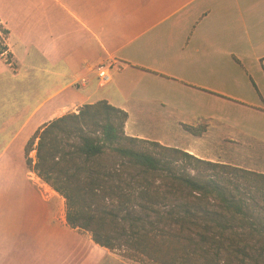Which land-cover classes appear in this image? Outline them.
Listing matches in <instances>:
<instances>
[{
  "label": "crops",
  "instance_id": "0c3cea01",
  "mask_svg": "<svg viewBox=\"0 0 264 264\" xmlns=\"http://www.w3.org/2000/svg\"><path fill=\"white\" fill-rule=\"evenodd\" d=\"M23 4L0 0V24L9 32L5 53L11 55L7 63L0 54V264H101L109 250L69 228L66 211L50 206L60 195L35 174L27 177L28 140L53 119L99 101L128 114L127 136L164 146L130 133L129 121L133 114L154 118L153 103L166 106L173 93L250 104L256 111V104L264 105V0L29 1L26 7L37 8L35 25L44 20V38L33 42L44 56L40 72L18 64L15 54L8 13ZM26 20L19 23L31 17ZM99 66L110 77L105 84ZM34 81L33 105L27 84ZM210 120H197L210 124L201 136L183 128L200 123L178 128L206 139L214 129ZM177 149L237 166L190 146Z\"/></svg>",
  "mask_w": 264,
  "mask_h": 264
},
{
  "label": "trees",
  "instance_id": "16d2710c",
  "mask_svg": "<svg viewBox=\"0 0 264 264\" xmlns=\"http://www.w3.org/2000/svg\"><path fill=\"white\" fill-rule=\"evenodd\" d=\"M127 120L99 101L28 140L27 169L64 198L68 227L147 264H264V173L129 137ZM106 155L121 159L118 168Z\"/></svg>",
  "mask_w": 264,
  "mask_h": 264
},
{
  "label": "rangeland",
  "instance_id": "374dc122",
  "mask_svg": "<svg viewBox=\"0 0 264 264\" xmlns=\"http://www.w3.org/2000/svg\"><path fill=\"white\" fill-rule=\"evenodd\" d=\"M34 1L39 4L44 0H23L24 4L21 8H16L15 13H8V17L12 20L10 27L14 30L16 44L15 54L18 64L31 71L44 69V56L38 54L34 45L36 40L44 38V20L39 17V25H35L37 8L26 7L25 3ZM26 7V8H25ZM31 9V10H30ZM44 11L43 7H40ZM20 10V11H18ZM22 11V12H21ZM40 14L42 12L38 9ZM31 17V20H30ZM28 19V24H20L19 21ZM26 20V21H28ZM2 25V24H0ZM7 35L0 27V47L5 45ZM39 44V43H37ZM40 45V44H39ZM7 60L8 56L4 55ZM73 62L66 63L70 66ZM31 86L30 91L33 93L30 104L36 103L37 82L27 84ZM38 97L40 95L38 94ZM42 99V96H41ZM172 101L162 106L159 102L153 103L151 107L154 111V118L150 114H133L129 121L130 133L142 134L151 140L164 142L167 146H177L183 148L190 146L196 151L208 153L209 156L222 158L233 165H237L243 169L254 172L264 173V142H259V137L264 139V112L263 103L255 105V110H252L253 105L232 104L231 102L214 101L211 98L201 97L192 94L173 93ZM231 101V100H230ZM239 105V106H238ZM212 119L211 124L213 130L211 135L206 139H192L187 136V133L182 132L178 128V123H186L189 125L198 124V127L203 133L207 132L210 124L206 121L199 122L198 119ZM184 128V126H183ZM33 154V153H32ZM31 154V157H32ZM34 155V154H33ZM120 158L112 155H106L103 158L106 166L118 168ZM216 160V159H215ZM35 173L30 171L27 177L34 178ZM32 180V179H31ZM45 191H50V188L45 187ZM56 201L50 206L54 208L61 207L66 211L65 200L62 196H54ZM61 201L63 204H61ZM83 235L89 233L78 230ZM110 252V251H109ZM101 264H147L142 260H132L124 257L120 251L110 252L107 258L102 260Z\"/></svg>",
  "mask_w": 264,
  "mask_h": 264
},
{
  "label": "built area",
  "instance_id": "2783aa9c",
  "mask_svg": "<svg viewBox=\"0 0 264 264\" xmlns=\"http://www.w3.org/2000/svg\"><path fill=\"white\" fill-rule=\"evenodd\" d=\"M98 77L101 80L102 84H105L109 81L110 77L106 70H104L103 66L98 67Z\"/></svg>",
  "mask_w": 264,
  "mask_h": 264
}]
</instances>
